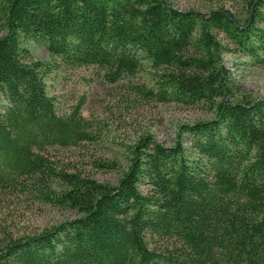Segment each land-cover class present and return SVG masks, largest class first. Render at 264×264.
<instances>
[{"label": "trees", "instance_id": "trees-1", "mask_svg": "<svg viewBox=\"0 0 264 264\" xmlns=\"http://www.w3.org/2000/svg\"><path fill=\"white\" fill-rule=\"evenodd\" d=\"M262 23L264 0L248 1L244 21L170 0H0V195L77 213L39 233L3 235L0 264H264V98L246 94L220 57L231 50L264 64ZM25 41L63 64L94 65L109 83L148 64L152 85L140 93L204 105L213 117L180 126L189 145L142 135L120 178L97 181L48 154L97 135L80 103L57 114L50 63Z\"/></svg>", "mask_w": 264, "mask_h": 264}, {"label": "rangeland", "instance_id": "rangeland-1", "mask_svg": "<svg viewBox=\"0 0 264 264\" xmlns=\"http://www.w3.org/2000/svg\"><path fill=\"white\" fill-rule=\"evenodd\" d=\"M248 1L170 0L174 7L184 11L205 13L224 8L240 21L247 16ZM260 27L264 28V23ZM215 34L221 43H229L223 32ZM24 45L35 59L50 63L51 71L45 83L57 114L70 113L80 103L82 117L89 120L97 135L96 140L78 146L50 147L48 154L97 181L115 183L120 178L127 165L128 147L142 135H149L165 146L172 145L176 137L181 136L189 145L188 135L180 132V126L213 117L212 111L204 105L163 103L140 93L138 87L152 85L155 72L148 64L135 76L109 83L94 65H66L55 60L44 44L25 41ZM220 57L246 94L264 98V64L231 50L223 51ZM95 161H115L120 168L100 169ZM76 215L72 209L45 204L29 196L0 195V238L5 234L17 237L39 233Z\"/></svg>", "mask_w": 264, "mask_h": 264}]
</instances>
